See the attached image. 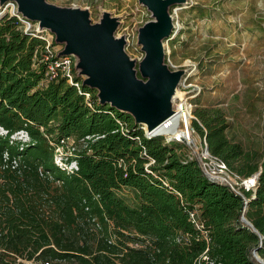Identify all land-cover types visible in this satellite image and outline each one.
<instances>
[{"label":"trees","instance_id":"trees-1","mask_svg":"<svg viewBox=\"0 0 264 264\" xmlns=\"http://www.w3.org/2000/svg\"><path fill=\"white\" fill-rule=\"evenodd\" d=\"M43 51L17 16L0 14V264H256L253 247L264 259V148L228 135L224 107H198L191 126L230 171L257 173L255 190L242 193L260 244L239 222L242 196L209 180L184 144L146 137L74 69L87 105L65 76H45ZM20 130L27 141L11 138ZM67 137L72 172L54 158ZM143 151L155 160L147 168Z\"/></svg>","mask_w":264,"mask_h":264},{"label":"rangeland","instance_id":"rangeland-1","mask_svg":"<svg viewBox=\"0 0 264 264\" xmlns=\"http://www.w3.org/2000/svg\"><path fill=\"white\" fill-rule=\"evenodd\" d=\"M49 1L87 7L93 21L110 11L119 18L115 34H125L128 54L138 60L143 55L137 30L151 13L138 0ZM171 12L176 26L165 56L187 73L180 90L192 115L198 107H224L228 135L264 148V0H188ZM193 138L199 154V137ZM123 193L132 199V190Z\"/></svg>","mask_w":264,"mask_h":264},{"label":"water","instance_id":"water-1","mask_svg":"<svg viewBox=\"0 0 264 264\" xmlns=\"http://www.w3.org/2000/svg\"><path fill=\"white\" fill-rule=\"evenodd\" d=\"M8 1L15 2L17 13L36 22V32L49 30L54 42L62 44L57 56L72 57L76 75L83 77L84 86L96 90L100 104L129 113L150 135L174 116V99H183L180 86L187 73L165 61V41L176 26L170 6L188 0H138L151 13L137 30L136 42L143 52L139 60L126 51L125 34H115L120 21L110 11L103 10L93 21L87 7L49 0H0V9ZM246 208L247 203L241 207L239 222L258 235L260 244L262 234L245 217ZM257 248H251V256L256 264H264Z\"/></svg>","mask_w":264,"mask_h":264},{"label":"built area","instance_id":"built-area-1","mask_svg":"<svg viewBox=\"0 0 264 264\" xmlns=\"http://www.w3.org/2000/svg\"><path fill=\"white\" fill-rule=\"evenodd\" d=\"M2 13H8L17 16V18L22 24V28L24 31L30 32L31 34L36 35L44 40V51L42 53L41 61H43L46 65L45 76L51 79L56 78L59 74H62L67 78V81L70 84L74 85L77 88L79 93L84 94L85 102L87 105L90 106L91 93L81 91L80 82L78 80H75L74 60L72 59V57L69 55H61L57 57V52L59 48H56V45H54L53 34L46 29L43 30L41 33L36 32V22H33L27 19L26 17L24 18L21 14L17 13L16 4L13 1H8V3H6L2 9H0V14ZM185 79L186 78H184V80ZM183 105L184 104L182 100L174 102L176 110L174 116L178 114V117L174 118V116H172L171 118H168L167 120L163 121L162 125L164 126H172L175 123L176 126L174 132H169L168 134L156 132L155 134L150 135L145 133V129L142 126L144 129V135L146 137L162 135L166 142L176 141L184 144L187 147V158L190 160L192 158H195L200 166V169L204 172L207 177L212 178L216 182L221 183L223 185H228L236 194L242 196V201H244V204L247 203L248 199L243 195L242 190H255L257 186V173L249 177H242L230 171L224 161H221L217 156L209 152L205 139H201L200 137L199 140L201 150L200 153L197 154L195 152L197 148V143L193 137H198V135L196 134L194 128L191 126V119L193 117L192 111H190V113H188L187 110L183 111ZM116 122L117 124H119L120 130L125 131L126 124L118 118H116ZM6 133L7 131L0 126V135H5ZM11 138H17L21 139L22 141H27L28 135L24 130H20L12 134ZM86 138L89 139L90 136H86ZM136 139L138 142H140V139L138 137H136ZM60 142V145L55 148L54 158L56 164L61 169L63 168L68 172L77 170L76 161H67V157L72 156L75 149L73 141H71V139L67 137L62 138ZM192 145H194L196 148L194 149ZM143 154L148 158V161L145 163V168H147L149 165L153 164L155 160L150 155H147L145 151H143ZM3 157L4 159L7 158L6 153H4ZM16 163L17 160L14 159L13 164L15 165ZM190 218L192 220H195L194 215L192 213L190 214ZM195 222L198 226H200L197 221Z\"/></svg>","mask_w":264,"mask_h":264},{"label":"bare ground","instance_id":"bare-ground-1","mask_svg":"<svg viewBox=\"0 0 264 264\" xmlns=\"http://www.w3.org/2000/svg\"><path fill=\"white\" fill-rule=\"evenodd\" d=\"M182 101H183V104H184L183 107H182V110L183 111L187 110V112L190 113V105L189 106L187 105L186 98L183 97ZM184 106H186V107H184ZM177 117H178V114L174 116V118H177ZM174 118H172V119H174ZM175 126H176L175 123L172 126L161 125V126L158 127V129L155 132L168 134L169 132H174Z\"/></svg>","mask_w":264,"mask_h":264},{"label":"crops","instance_id":"crops-1","mask_svg":"<svg viewBox=\"0 0 264 264\" xmlns=\"http://www.w3.org/2000/svg\"><path fill=\"white\" fill-rule=\"evenodd\" d=\"M58 48H59V46H58Z\"/></svg>","mask_w":264,"mask_h":264}]
</instances>
